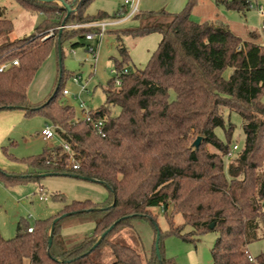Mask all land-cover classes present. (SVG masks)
Here are the masks:
<instances>
[{
	"label": "trees",
	"instance_id": "1",
	"mask_svg": "<svg viewBox=\"0 0 264 264\" xmlns=\"http://www.w3.org/2000/svg\"><path fill=\"white\" fill-rule=\"evenodd\" d=\"M16 1L30 12L43 13L38 30L127 11L124 7L112 15L103 11L89 15L86 9L92 0H63L73 3L74 10L67 15L57 1ZM214 1L241 14L252 5V0ZM197 3L187 0L176 12L139 10L131 17L136 26L106 29L119 42V58H113L118 71L127 69L130 62L122 37L159 32L161 40L143 68L127 69L120 85H115L114 76L108 80L104 103L89 109L93 121H102L99 128L93 122H75L74 107L61 102L62 61L58 64L61 78L57 82V77L50 94L37 103L27 97L49 53L55 50L58 58V40L63 57V42L75 38L71 45L82 46L80 39L92 29H62L43 41L35 34L11 39L12 22L0 16V60L17 58L19 62L0 72V111L41 114L69 145L78 165L73 168L61 143L25 158L3 147L6 157L24 165V170L0 168V181L25 183L51 173L101 182L108 189L101 202L88 198L66 202L61 194L64 205L57 213L33 225L19 221L11 238L0 234V264H178L165 256L162 237L176 235L195 243L209 231L217 233L210 249L213 264H264V253L251 262L247 248L258 238L255 229L261 228L260 236H264V32L260 37L249 31L248 39H243L224 22H196L191 13ZM261 17L264 26V10ZM227 69L230 72L225 75ZM232 113L242 119L244 139L225 167L223 157L234 133ZM197 137L200 141L195 146ZM202 144L216 152L204 151ZM155 206L162 207L168 223L164 235L157 227L160 256L155 248L156 217L150 209ZM175 214H181L183 223L175 224ZM69 216L79 222L92 221L94 228L67 246L60 227ZM139 218L152 225L153 237L147 246L134 228L133 220ZM30 226L31 232L27 230ZM186 226L188 232L183 231Z\"/></svg>",
	"mask_w": 264,
	"mask_h": 264
},
{
	"label": "rangeland",
	"instance_id": "2",
	"mask_svg": "<svg viewBox=\"0 0 264 264\" xmlns=\"http://www.w3.org/2000/svg\"><path fill=\"white\" fill-rule=\"evenodd\" d=\"M139 1V10L164 9L169 12H176L183 7L187 0ZM251 3L252 7L245 14H241L234 10H227L223 6H217L214 0H198L191 13V19L196 22H214L216 21L215 17L218 16L222 22L243 39H248L249 31H255L261 37L263 35L261 30L262 17L258 9L264 7V0H252ZM122 4L123 0H92L87 6L86 13L95 14L103 11L112 15ZM0 16L12 22L11 39L35 34L43 41L42 38L54 37L60 29L82 28L77 25L84 23L74 21L62 28L60 24H56L47 29L38 30L37 25L44 19L43 13L30 12L16 0H0ZM136 25L135 20L128 19L120 27L129 28ZM73 40L77 39L74 38ZM73 40L65 41L62 44L63 87L68 90V94L60 93V100L73 106L76 117H79L82 115L79 106L81 102L85 103L87 109H96L104 103V89L108 80L113 77L111 72L114 67L113 58H119L117 46L119 42L114 33L106 31L101 37H96L94 40L87 41L85 38H81L80 40L84 43L82 46L73 47L71 45ZM160 40L161 33L159 32H151L142 37H122L121 42L127 46L130 56L127 69L143 68ZM91 46L97 53L96 59L90 52ZM57 71L58 58L55 50H52L27 89V97L30 102H40L50 94L58 77L56 76L58 75ZM229 72L230 70L227 69L224 74L228 75ZM78 76L79 79L76 82L74 78ZM83 86L86 89L83 90ZM261 101L264 102V93L261 96ZM230 121L234 124L230 150L233 145H237L241 149L244 139L242 119L237 113H232ZM46 126L53 129V126L46 122V119L39 113L25 116L20 109L0 111V167L7 171H16L23 167L21 164L9 160L3 153V147L15 157L25 158L41 153L44 146L60 144L62 139L57 134L48 140L41 137V130ZM218 135L223 138L222 131H218ZM201 148L206 152H216L211 145L202 144ZM234 154L235 152L231 157H223L225 167ZM61 194L66 202L86 198L94 202H101L107 197L108 189L101 182L69 175H49L39 178L37 181L14 184L0 181V234L6 239L11 238L15 235L19 221L22 220L24 223L33 225L36 220L57 213L64 205V202L59 200ZM40 196L46 197V199L41 200ZM150 209L156 217L157 227L164 235L168 229V223L162 207L155 206ZM173 220L176 225L183 223L181 214H175ZM133 224L145 246L149 245L153 237L150 221L139 218L134 219ZM93 228L94 222H79L77 217L69 216L62 221L60 234L66 245L70 246L82 240L84 236L91 234ZM189 230L190 228L186 226L183 231L188 232ZM254 233L257 234L258 238L247 245L252 257L264 253V236H260L262 229H255ZM216 237L215 231H209L201 235L195 243H192L183 241L176 235H164L162 245L165 256L172 257L178 264H213L210 249Z\"/></svg>",
	"mask_w": 264,
	"mask_h": 264
},
{
	"label": "built area",
	"instance_id": "3",
	"mask_svg": "<svg viewBox=\"0 0 264 264\" xmlns=\"http://www.w3.org/2000/svg\"><path fill=\"white\" fill-rule=\"evenodd\" d=\"M138 1L139 0H123L122 6L127 8V11L125 13H123V11L120 10V11H118V13L115 16L108 17L105 19L87 21V22H84V23L79 24L77 26L92 29V30L88 31L87 33H85L84 38L87 41L94 40L96 37H101L103 35V33L106 31V29H108L110 27L118 26L122 22L126 21L127 19H130L133 15H135L139 11ZM250 7H252V5H250ZM263 10L264 9L262 7H260L258 9V12L261 14V16L263 15ZM261 30L264 32V26L261 27ZM45 38H42V39L45 40ZM90 52H92L93 58L96 59L97 53L95 52V49L92 46L90 47ZM18 63L19 62H18L17 58L0 60V72H4L5 70L10 68L11 66L18 65ZM111 72L114 76L115 85H120V83H121L120 76L126 74L128 71H127V69H122V70L118 71L113 67ZM78 79H79V76L74 78V80L76 82L78 81ZM82 89L84 90L86 88L83 86ZM63 94H68V90L64 89ZM79 106L81 108L82 115L79 117H75L74 118L75 122H78L79 120H85L87 122H93L95 124V126H97L98 128L102 126L101 120H99L97 122L93 121V119L91 118V116L89 114V109H87L84 102H81ZM41 136L44 140H48V139L53 138L55 136V132L52 128H50L49 126H46L41 130ZM61 144H62L63 148L69 153L73 168H77L78 165L75 163V160L72 156L69 145L67 143H63V142H61ZM237 149H238L237 145H233L231 150H229V152L227 153V156L231 157ZM39 198L41 200L46 199V197H43V196H40ZM27 230L29 232H31L32 226L28 227ZM248 259L251 262H255V257H252L251 255H248Z\"/></svg>",
	"mask_w": 264,
	"mask_h": 264
},
{
	"label": "water",
	"instance_id": "4",
	"mask_svg": "<svg viewBox=\"0 0 264 264\" xmlns=\"http://www.w3.org/2000/svg\"><path fill=\"white\" fill-rule=\"evenodd\" d=\"M37 1H44V2L57 1L66 10L67 15H69L71 13V11L74 10V8H72V4L73 3H66L63 0H37ZM64 26H65V23L63 21L61 23V28L64 27ZM60 32H61V29H60ZM57 49H58V64L61 65V61H62V57H61V44H60V41L59 40H58V47H57ZM61 72H62V69L59 68V71H58V81L57 82H59V80L61 78ZM199 141H200V137H197L196 140L194 141V145L197 146L199 144ZM49 175H52V174L51 173L42 174V176H49ZM73 177H77V176L73 175ZM55 223H56V219L53 220L52 223H51L50 233H49V237H48V248H50L51 243H52V235H53ZM156 229H157V226H156ZM104 235H105V233L102 234L101 238ZM159 235H160V232L157 229L156 239H155V244H156L155 245V248H156V253H157L158 256H160L159 248H158ZM100 239L94 244L93 247H95L99 243Z\"/></svg>",
	"mask_w": 264,
	"mask_h": 264
},
{
	"label": "crops",
	"instance_id": "5",
	"mask_svg": "<svg viewBox=\"0 0 264 264\" xmlns=\"http://www.w3.org/2000/svg\"><path fill=\"white\" fill-rule=\"evenodd\" d=\"M139 2H140V1H138V7H139ZM183 3H184V2H183ZM181 5H182V4H181ZM183 6H184V5H183ZM119 8H124V7L121 6V7H119ZM119 8H118V9H119ZM262 8H264V7H262ZM118 9H117V10H118ZM89 15H94V14H89ZM106 18H108V17H106ZM104 19H105V18H104ZM130 19H131V18H130ZM215 19H216V21H214V22H216V23H218V22H222V20H221L218 16H216ZM97 20H99V19H97ZM127 20H128V19H127ZM127 20H126V21H127ZM124 22H125V21H124ZM124 22H122V23H124ZM122 23H121V24H122ZM121 24H120V25H121ZM120 25H118V26H120ZM115 27H117V26H115ZM115 27H113V28H115ZM3 111H8V110H3ZM23 114H24V112H23ZM78 116H79V115H78ZM41 137H42V136H41ZM47 146H49V145H47ZM44 147H46V146H44ZM21 165H22V164H21ZM22 166H23V167H21L20 169H18V170H16V171H22V170H24V165H22ZM0 168H1V167H0ZM3 169H4V168H3ZM5 170H6V169H5ZM8 171H14V170H8ZM59 210H60V209H59Z\"/></svg>",
	"mask_w": 264,
	"mask_h": 264
}]
</instances>
